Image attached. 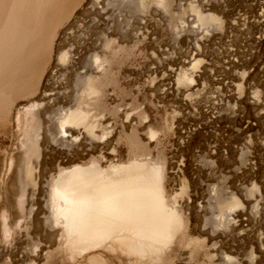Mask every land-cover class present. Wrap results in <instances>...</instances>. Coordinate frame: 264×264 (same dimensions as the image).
<instances>
[{
  "label": "rangeland",
  "instance_id": "374dc122",
  "mask_svg": "<svg viewBox=\"0 0 264 264\" xmlns=\"http://www.w3.org/2000/svg\"><path fill=\"white\" fill-rule=\"evenodd\" d=\"M89 1L74 11L76 18L67 27L88 19ZM114 5L131 22L133 36H114L113 51L100 53L106 60L102 73L91 74L94 92L81 93L76 73L82 69L72 72L66 66L69 72L62 71L56 81L67 101L64 107L78 103L94 136L82 128L76 145L48 139V146L71 153L85 136L93 149L79 165L96 161L104 169L139 161L160 166L165 192L170 200L177 194L186 228L170 264H219V251L231 264H264V0H118ZM97 31L93 25L73 28L63 42L59 32L56 47L59 52L78 49ZM193 58L199 62L192 68ZM53 62L54 56L49 69ZM183 71L195 85L178 78ZM38 97L18 100L7 126H0V264H24L32 248L36 206L12 185L24 152L19 140L28 130L24 118ZM52 112L47 116L59 111ZM194 194H204L202 210L187 208ZM218 196L224 198L220 218ZM232 198L239 203L235 209L227 207ZM237 212L241 220L250 215L252 222L234 227ZM260 247L263 254L257 252ZM55 250H45L48 256L38 264H74L63 255L51 256Z\"/></svg>",
  "mask_w": 264,
  "mask_h": 264
},
{
  "label": "bare ground",
  "instance_id": "6f19581e",
  "mask_svg": "<svg viewBox=\"0 0 264 264\" xmlns=\"http://www.w3.org/2000/svg\"><path fill=\"white\" fill-rule=\"evenodd\" d=\"M83 1L0 0V126H7L18 100L39 96L36 101L33 99L24 118L28 130L23 140H19L24 152L14 171L15 183L12 185L22 198H29L30 206H36L30 235L32 248L23 262L38 264L48 256L45 250L55 246L51 256L63 255L74 264H170L168 261L182 246L186 228L176 201L177 194L170 200L165 192V171L160 166L139 161L110 164L104 169L96 161L87 166L79 165L77 162L93 149L92 140L85 136L71 153L48 146V139L61 145H76L82 128L94 136V126L88 123L87 114L78 103L64 107L66 98L56 90L59 86L56 81L63 76L61 72L82 69L76 73L77 82L81 93L90 95L94 92L90 85L91 74L103 70L106 59L102 55L115 48L114 36L122 35L126 39L133 36L129 30L131 22L119 14L114 5L118 0H90L84 10L89 17L81 24L93 25L98 30L96 37L86 40L78 49L59 52L56 47L58 33L61 32L63 42L70 38L73 28L80 30L82 27L78 23L67 25ZM139 24H143L140 19ZM53 56L54 62L49 69ZM195 59H192V68L199 62ZM178 78L195 85L193 77L184 71ZM75 99L77 101L79 96ZM55 108L59 111L56 116H47ZM21 116H17L19 124ZM41 130L44 131L42 136ZM8 166L12 167L11 160ZM182 190L183 187L180 192ZM204 198V194H194L188 199L187 208L197 206L202 210L207 201ZM215 199L220 218L224 198L218 196ZM238 204L237 199L232 198L227 207L235 209ZM236 217L234 227L237 228L243 227V222H252L250 215L241 220V212H237ZM200 231L205 235L208 233L205 227ZM257 252L263 254V248ZM223 254L217 253L219 264H231Z\"/></svg>",
  "mask_w": 264,
  "mask_h": 264
}]
</instances>
